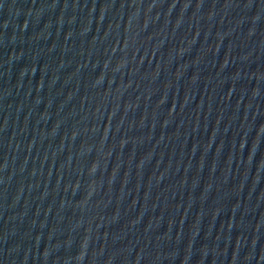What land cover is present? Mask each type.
Returning <instances> with one entry per match:
<instances>
[{"label":"water","instance_id":"water-1","mask_svg":"<svg viewBox=\"0 0 264 264\" xmlns=\"http://www.w3.org/2000/svg\"><path fill=\"white\" fill-rule=\"evenodd\" d=\"M0 264H264V0H0Z\"/></svg>","mask_w":264,"mask_h":264}]
</instances>
